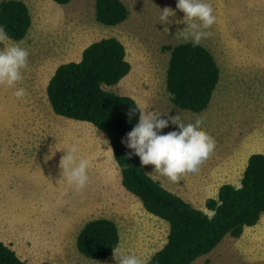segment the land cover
I'll return each mask as SVG.
<instances>
[{
    "label": "rangeland",
    "instance_id": "1",
    "mask_svg": "<svg viewBox=\"0 0 264 264\" xmlns=\"http://www.w3.org/2000/svg\"><path fill=\"white\" fill-rule=\"evenodd\" d=\"M22 1L31 15L29 31L20 41L0 42V48L17 43L28 50V66L21 70V87L26 95L17 98L13 95L15 88L0 86V151L21 146L14 156L28 166L15 187L19 197L26 196L0 208V236L17 242L15 234L20 235L23 228L43 237L57 234L58 216L70 213L69 205L76 201L80 204L73 211L75 216L64 217L67 224H63L62 233L68 243L55 254L58 257L54 260L60 262L49 260L46 264H117L113 254L106 259H90L77 250L76 237L83 225L101 217L116 222L120 249L148 262L164 245L168 224L148 213L139 199L122 186L109 140L91 123L56 120L59 125L53 129L55 133L47 136L39 130L41 133L33 136L36 127L31 118L37 117L33 107L51 111V105L47 84H36L32 76L39 66L44 71L47 67V76H52L57 66L77 60L78 54L95 40L108 36L119 39L131 70L116 85L104 88L132 97L137 104L146 105L147 110L160 112L159 118L178 114L188 120L197 114L203 116L201 126L214 138L215 148L198 171L182 173L178 181L155 171L153 178L195 207L211 213L205 208V201L217 196L222 183L239 185L249 155L264 151V0H211L217 18L208 28L210 34L202 37L199 44L213 54L220 79L207 110L201 112L180 109L167 97L169 51L163 47L186 42L182 30L187 25L184 13L175 9L176 0H122L129 16L116 26H106L95 19V0H72L65 5L52 0ZM166 6L175 11L168 18L172 23L159 21L160 9ZM175 126L169 121L160 131ZM72 143H77L80 155L89 160V180L82 190H76L62 176L61 187H55L52 197H64L55 201L52 209V197L43 184L53 175L42 162L44 154L35 147L46 150L60 146L59 151L54 150L62 158L64 148ZM5 153L0 154V164L7 163ZM46 202L50 208L41 212ZM65 228L69 230L67 235ZM192 264H264V216L256 225L245 227L239 238L226 236L214 250Z\"/></svg>",
    "mask_w": 264,
    "mask_h": 264
},
{
    "label": "trees",
    "instance_id": "2",
    "mask_svg": "<svg viewBox=\"0 0 264 264\" xmlns=\"http://www.w3.org/2000/svg\"><path fill=\"white\" fill-rule=\"evenodd\" d=\"M65 5L72 0H52ZM95 19L106 26L125 21L129 10L122 0H95ZM0 25L12 41L22 40L29 31L31 15L22 0H0ZM169 51L166 70L167 97L178 108L201 112L207 110L220 79V68L213 54L201 44L189 41ZM123 43L114 36L87 45L79 61L62 63L46 86L47 100L57 115L91 123L104 133L121 174L122 186L136 196L143 208L168 224L164 245L156 250L147 264H192L214 250L226 236L239 238L245 227L257 224L264 213V153L249 155L240 186L224 183L217 196L205 201V208L195 207L166 189L141 167L131 149L121 143L139 117L130 108L137 102L130 96L104 88L116 85L129 74ZM169 93L173 96L170 98ZM120 242L119 228L110 218L87 221L77 235V250L86 258L106 259ZM0 264H30L0 241Z\"/></svg>",
    "mask_w": 264,
    "mask_h": 264
},
{
    "label": "clouds",
    "instance_id": "3",
    "mask_svg": "<svg viewBox=\"0 0 264 264\" xmlns=\"http://www.w3.org/2000/svg\"><path fill=\"white\" fill-rule=\"evenodd\" d=\"M175 9L184 13L183 21L187 25L182 30L184 40L196 45L202 37L210 34L208 28L217 18L211 0H176ZM174 15L175 11L166 6L160 9L159 21L172 23L168 18ZM7 39L10 37L5 27L0 25V42ZM28 56V50L17 43L0 48V86L15 88L13 95L17 98L26 95L23 87L15 86L24 78L21 70L27 68ZM168 95L170 98L173 96L172 93ZM137 110L138 120L131 130L126 132L125 137L121 138V143L131 149L129 157H139L141 167L151 164L156 173L168 177L171 181H178L182 173L197 172L198 166L214 150V138L201 126L202 115L197 114L188 120L180 118L178 114L159 118L160 112L147 110L146 105L136 104L135 108L129 109V119L132 112ZM169 121L176 126L167 131H160ZM65 150V155L59 161L62 176L70 186L82 190L89 180V160L80 155L77 143L70 144ZM239 187L241 186L237 185V188ZM113 260L117 264H147L136 254L118 246L113 247Z\"/></svg>",
    "mask_w": 264,
    "mask_h": 264
},
{
    "label": "crops",
    "instance_id": "4",
    "mask_svg": "<svg viewBox=\"0 0 264 264\" xmlns=\"http://www.w3.org/2000/svg\"><path fill=\"white\" fill-rule=\"evenodd\" d=\"M80 58H81V52L78 54L77 60H75V61H79ZM47 69L48 68L46 67L45 71ZM45 71L42 69V66H39L38 70L36 72H34V76H32V78L35 80L36 84L41 83L44 86H46V84L49 81V78L51 77V74L49 76H47L48 74ZM18 84H19V87H21L24 84V82L20 81L19 83L16 84V86H18ZM32 101L34 103H37L33 98H32ZM33 109L36 111L35 113L37 116V117L31 118L33 120V122L35 123V124H33V126L36 127V130L34 132H32L34 137H35V135L38 136L41 132L47 136L55 133V131L53 129H55L59 125V123L61 122L62 119H67L68 122L70 120H73V119H68V118H65L63 116L55 114L53 112L52 108H50V107H49V109L51 111H47V109H46V111H39L38 107H35V106L33 107ZM41 112L44 114H42ZM53 116H55V119L53 118ZM56 120L59 123H57ZM75 121H77V120H75ZM65 123H67V121H65ZM69 123H71V121ZM78 123H79V121H78ZM39 130L41 132H39ZM45 130H47L48 132H45ZM20 147L21 146L18 144V146L16 148L14 146L10 147V151H8V150L0 151V154L3 151H6L4 157L7 161L6 164H0V208L5 207L6 204L8 203V201L20 200L21 198H24V196H26V195H22L21 197H19L20 193L15 187V185L18 183L17 179L23 175V173L25 172V170L28 166L27 163H25V162L22 163L21 161H18L17 160L18 158L14 156V154L17 153V151L19 150ZM35 148L39 151V153L44 154L42 162H44L46 168L51 170V172H52L53 177L51 178V180L48 183L43 184L46 193H49L50 197H52V194L54 192L55 187H57V188H59V186L61 187L60 181H61L62 174H59V171L62 170L59 166V161H60L61 157L57 153V151H59V149L61 147L59 146V149H57V147L55 145L54 147H52L50 149H46V150H40L37 147H35ZM54 148L57 151L54 150ZM64 150H65V148H64ZM255 152L264 153L263 150H256V151H253L252 153H255ZM12 162H15V163H12ZM246 163H247V161H246ZM246 163H245L243 168H245ZM144 167L147 170V172H149L150 175L153 177L154 171H153L152 165L151 164H149L148 166L144 165ZM242 173H243V171H242ZM226 183H230V182H226ZM222 184H224V183H222ZM74 192L76 193V191H74ZM63 197H64L63 195L62 196L57 195L54 198L52 197L50 199V200H53L50 202L51 208L52 209L54 208V202L55 201H57V200L61 201V200H63ZM3 202H4V204H3ZM79 204L80 203L75 201L74 203L69 205L70 206V213L58 216L59 222L57 223V226H56L57 234L51 233V235L49 237H47V236L43 237V236L38 235V233L36 231H29L28 229L23 228V231L19 232L20 235L15 234V236L18 237L17 242L15 240H11V238L6 239L5 235L0 236V241L5 243L6 245L10 246L15 251V253L17 254V256L21 260L26 261L30 264H46V263H48L49 260H52L54 263H58V262H60V260H54L56 257H58V256L55 257V254L57 252H61L60 251L61 248L65 247V244L68 243L67 236L64 237L65 235L62 233L63 224L64 225L67 224L64 217L65 216H75L73 214V211L77 210V207ZM50 206L46 202L42 206L41 212H48ZM263 216H264V213L261 215V217H263ZM54 225H56V224L54 223ZM51 232H52V230H51ZM64 232L67 235L69 230L67 228H65ZM76 239H77V237H76Z\"/></svg>",
    "mask_w": 264,
    "mask_h": 264
},
{
    "label": "bare ground",
    "instance_id": "5",
    "mask_svg": "<svg viewBox=\"0 0 264 264\" xmlns=\"http://www.w3.org/2000/svg\"><path fill=\"white\" fill-rule=\"evenodd\" d=\"M45 99V98H44ZM99 160V159H98Z\"/></svg>",
    "mask_w": 264,
    "mask_h": 264
}]
</instances>
